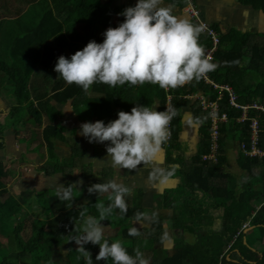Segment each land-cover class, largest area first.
Returning a JSON list of instances; mask_svg holds the SVG:
<instances>
[{
  "label": "trees",
  "instance_id": "16d2710c",
  "mask_svg": "<svg viewBox=\"0 0 264 264\" xmlns=\"http://www.w3.org/2000/svg\"><path fill=\"white\" fill-rule=\"evenodd\" d=\"M118 1L45 0L42 6V0H0V76L4 75L6 77L5 82L11 85L13 89L12 95L15 99V105L9 118L19 115V118L15 122L12 121L11 124L18 125L22 122L21 125L24 126L28 123L30 118L25 119L23 116V109L27 106V114L34 118V125L38 127L43 122V113L50 117V121L59 114L51 104L52 101L64 104L70 100L73 101L77 111L81 108L85 111L86 108L85 113L89 122L94 119L107 124L109 121L118 118L119 111L130 113L132 107L138 104L149 107L156 105V111H165L170 96L172 110L176 114L171 120L172 137L167 146L166 158L168 163H175L172 161V152L177 150L176 146L179 145L180 135L184 127L182 112L187 103L185 97L190 98V94L199 92L205 95L208 102H216L220 95L203 78L169 90L161 89L158 85L150 83L136 86L125 84L115 88L102 83H94L85 92L75 84H67L54 71L55 64L61 55L70 59L76 51L82 50L89 41L94 40L97 43H102L103 33L110 27H118L124 21L125 17L120 14L126 8L135 5L120 4ZM164 1L179 11H183L187 6L185 0ZM238 1L243 6L253 7L264 12V0ZM173 15L175 14L173 13ZM6 20L14 22L15 25L19 24L15 29L16 31L10 33L7 29L8 25H3ZM212 27L220 39V49L215 55L216 60L213 62L217 67L208 73L209 77L216 84L231 85L237 93L240 103L249 104L257 101L264 105V43L260 45L258 41H252L244 45L242 41L235 40L231 32L223 34L218 25H212ZM5 44H11L9 52L11 63L2 61L1 47ZM199 44L204 50L212 47L209 38L206 40L199 38ZM39 67L45 68L44 70L47 72L45 77L53 74L56 76V80H54V85L48 89L49 91H46V95L43 94V97L38 96L36 98L38 103L35 105L34 101L36 100L31 96L30 82L32 75ZM239 72H246L250 76L256 73L260 78L257 82L254 81V84L252 82L250 85L244 86L241 82L244 74H239ZM219 106L221 113H226L228 117L226 123H218L221 154L225 149L224 145L229 141L232 145L233 142L238 141L239 150L243 144L249 149L252 134L250 122L244 124L237 122V119L241 117V111L230 105L228 93L225 92L222 95ZM192 111L195 122L202 125L201 135L202 130H204L201 150L198 156L194 158L191 168H185L180 172L171 169L172 175L170 176H177L181 179L179 188L155 196L158 207L163 208L162 210L171 211L172 214L169 217L172 220L173 229L180 231L179 236L174 240V255L163 248L168 239L163 235L165 217L157 214L160 208L148 209L144 207L141 200L138 201L140 196L137 197L138 200H135V203L128 205L127 215L122 216L119 210L114 209L107 217L116 218L118 223L111 225L109 221L106 224L101 221L104 227V236H106L104 239L108 240L109 243L114 242L112 237H115L113 239L115 241L120 240L129 255L134 256V249L139 248L150 264H235L227 260L225 254L230 244V234L234 237L239 234L235 244L229 250V253H232L235 248L239 250L247 248L243 243L242 227L249 215L255 225L264 224L260 223V219L264 216V179L258 181V183H262L260 192L255 193L251 188V183L254 182L251 172L255 169L259 170V168L261 172H264V156L245 157L240 151V166L250 175L249 181L251 183L248 182L250 187L237 197L238 194L235 189L224 182L230 176L223 172L227 163L226 157L219 155L217 163H210L208 160L203 161L205 155L211 154L213 125L210 111H204L199 100L194 102ZM250 117H259L261 133L258 147L264 151V113L252 111ZM53 122L42 131L44 140L48 144L50 158L55 163L53 165L50 162L48 165L42 166V169L45 170L52 165L51 172H47L48 175L64 172L67 167L65 165L68 164L55 166L58 162L55 161V146L52 139L62 138V127L53 124ZM2 134L3 132L0 131V149L3 146ZM9 176L10 173L5 170V166L1 163L0 264H86V258L76 250L78 245L70 238L74 235L83 234V219L79 217V213L84 208L88 210L86 216L99 218L93 195L96 199L102 197L104 203L108 201V195L90 194L88 199L84 201L73 185L72 200L61 201L54 190L52 192L24 193L20 197L9 196L3 199V196L8 193L5 179ZM69 184H73V182L68 179L66 187ZM85 190L87 191V188ZM31 197H36L39 209L47 210L45 211L46 218L42 220L29 219L30 234L27 232L25 238L24 233L28 228L24 220L28 215L24 216L23 204L29 202ZM90 197L91 200H89ZM254 202L261 204L262 207L258 214L257 211H254L256 214L253 216L251 204ZM219 209H221L222 230L216 232L209 229L208 233L211 235H200L204 223L211 220L212 223L209 225L212 227L215 220L212 213H219ZM151 211L157 214L155 219H152ZM137 212L147 214V217L139 222H144L150 218L149 227L145 226L142 229L136 227L135 214ZM19 217L22 221L18 219ZM249 224L250 222L245 225ZM132 227H135L142 234L129 236L128 230ZM112 230L114 232L109 234L108 232ZM187 235L189 237L194 236L197 240L191 243L187 239ZM179 237H182L181 242ZM3 240L6 241V244ZM98 252L91 254L93 264H112L111 258L106 261H97ZM64 254L66 256L63 259L62 255ZM59 257L60 261H57ZM257 264H264V257Z\"/></svg>",
  "mask_w": 264,
  "mask_h": 264
},
{
  "label": "clouds",
  "instance_id": "9594fccd",
  "mask_svg": "<svg viewBox=\"0 0 264 264\" xmlns=\"http://www.w3.org/2000/svg\"><path fill=\"white\" fill-rule=\"evenodd\" d=\"M120 15L125 17L124 21L116 28H108L103 33L102 43L89 41L70 59L63 55L58 58L54 71L67 84H75L85 92L94 83L112 88L150 83L168 90L193 80L199 81L216 69L217 65L211 62L199 44L202 27L173 15L172 7L165 5L164 0H137L134 7L126 8ZM175 114L174 110L156 111L138 104L130 113L119 111L118 118L107 124L99 120L82 123L80 135L89 143L109 142L106 158H110L111 166L135 171L141 164L151 162L169 139V124ZM170 175L171 172L165 173V170L154 167L150 179H167ZM82 184V180L68 187L59 184L56 195L61 201L72 200V186L78 188ZM87 191L89 194L108 193L109 203L107 206L102 201L95 203L98 219L86 216L87 208L79 213L83 219V234L74 235L70 240L78 245L76 250L86 258V264H93L91 253L84 247L88 243L99 245L97 261L111 258L112 264H150L139 248L134 249V256L129 255L120 240L109 243L104 239L101 221L107 219L114 209L119 210L122 216L127 215L125 197L131 194L130 189L110 180L93 184ZM156 215L153 213L152 219ZM135 216L139 222L147 214L137 212ZM247 227L245 225L242 231ZM128 235L137 236L139 232L132 227Z\"/></svg>",
  "mask_w": 264,
  "mask_h": 264
},
{
  "label": "crops",
  "instance_id": "0c3cea01",
  "mask_svg": "<svg viewBox=\"0 0 264 264\" xmlns=\"http://www.w3.org/2000/svg\"><path fill=\"white\" fill-rule=\"evenodd\" d=\"M193 2L200 11L201 21L210 25L212 29H214L212 25H218L221 33L227 34L231 32L232 37L239 42L242 41L244 45L249 44L252 41H258V43H261V45L264 43V12L262 10H256L253 7L243 6L238 0H193ZM164 3L165 5L172 7V5H170L168 2L164 1ZM184 9L183 11H179L178 9L174 8L173 13L177 17L185 18L194 25L200 26L198 22L193 21L185 13ZM199 38L206 40L209 37L202 30ZM257 38H259L260 41ZM44 69L45 68L43 67L37 68L36 72L31 77L30 89L32 91L31 96L34 100H36L38 96L43 97V94L46 95L47 90L42 89L39 82L35 80L37 75H45L46 71ZM239 74H244L241 78L242 85L248 86L245 83H247V77L248 81L250 80V74L247 75L246 72H239ZM33 85L36 86L37 89H33ZM195 96H197V99H194ZM201 96L205 97V95H202L198 92L190 94V98L185 97L187 103L185 104L182 112V121L184 127L180 135V142H182V144L180 143L181 145L179 144L178 148H176L177 150H173L174 154H172V161L175 163H168L167 158L165 157V159H163L161 156V151H159L157 154H155L151 162L141 164L135 171H129L127 169H118L111 166L110 158H106V145L109 142H104L103 144L89 143L85 137L80 135V125L89 121L87 119V114L82 108L79 111L75 109L72 100L64 104L52 101L51 104L54 106L56 111L59 112V114L55 116L56 118L50 121L49 117L43 113L44 115L42 114V116H45V118H43V122L38 127L34 125L32 126L28 123L25 124L26 126L15 124L9 125L6 123V120L10 116V110H12L15 105V102H13L15 99L14 96H11V99H9L6 96L5 91L1 89L0 131L3 132V146L0 149V164L2 163L3 166H5V170L10 173V176L5 179L6 188L8 189L7 197H20L22 194L28 192L56 191L59 184H64L66 187L67 179L71 180L73 184L79 180H82L83 184L79 185L78 188L74 185L78 191L82 192L95 183H105L110 180H115L117 183H122L130 189L131 194L125 197L127 205H132L135 203V200H138L137 197L140 196L141 199L139 198L138 201L141 200L144 207L148 209H159L160 207H158L157 203L155 202V196L162 195L169 191L164 187V185L166 186V180L177 178L179 182L176 185L178 186L177 188H179L181 179L177 176H168L167 179L158 178L153 180L150 179V173L154 167H159L165 170V173H167L171 172V169H176L178 172H180L185 168L189 169L193 166L194 158L198 156L201 150L203 136L201 135L202 125L195 122L193 118L192 106L194 105L195 101L199 100L201 102V100L198 98ZM205 99L208 101L206 97ZM155 106L156 105H153L151 108L156 109ZM29 118L31 117H28V119ZM52 122L53 124H59L62 127V138L52 139V142L55 146V161L58 162L55 166L59 167L61 164H68L65 165L67 167L65 168L64 172L62 171L55 173L54 175H48L47 172H51L52 165L45 170L42 169V166L48 165L50 162L53 165L55 163L50 158L48 144L44 140L42 131L48 124ZM91 122L94 123L96 120L93 119ZM17 126L23 127L21 130L23 134L22 138L20 135H16V133H21L18 131ZM37 129H40V134L38 133ZM21 139L22 141H20ZM24 141L25 143L22 144L21 142ZM29 142L30 145L28 144ZM218 146L219 149L215 153L216 161L211 159L208 160V162L217 163L219 155H224L227 160L226 165L228 163L231 164L232 157L234 155L232 143L229 141L226 143V145H224L225 149L222 154L220 142ZM161 148L163 149V145ZM228 149L233 150L230 151L229 155L227 153ZM183 157L184 160L182 161ZM239 158L237 170L233 173V175H235V173L237 174V171L243 170L240 168L241 158ZM71 159L73 160V163ZM39 161L40 164L38 163ZM82 164H85V166L88 168L86 170L81 169ZM226 165L224 167H226ZM227 171L225 168L223 172L231 175V173H228ZM81 172L86 173L82 174ZM251 174H253L254 178L251 188L255 193L260 192L262 190V183H258V181H260L262 178L264 179V172H261V169L259 168V170H252ZM244 177L247 179V183L244 182V184H242V191L240 194L235 191L238 196L243 194L245 190L250 187V175L246 171H244ZM231 187L234 189L233 185ZM248 193L250 194L249 190ZM103 194L105 193H102V195ZM251 205L253 206V210L251 212H253L252 214L254 216L256 214L254 211H257L258 214L262 205L257 204L256 202ZM162 209L163 208H160L159 211L164 215L165 220L169 221V224L171 225V227H168V229L174 230L172 227V220L169 217V215L171 216L172 214L171 211ZM212 214L215 216L219 215V213L214 212ZM249 217L250 215L248 216V220L244 223V225L248 222H250V224L242 231V234L244 235L243 242L245 245H248V249H241L242 254L240 250L236 248L232 253H225L227 260L232 261L235 264H257V262L264 257V224L255 225L252 222L253 220L251 221ZM166 221L165 227H167ZM209 223H212V221L210 220L209 222L203 224V229L205 230L203 236L211 235L208 233L209 229H212L216 232H220L222 230L217 229V226L222 223L221 219H215L212 227L209 225ZM260 223H264V216L262 219H260ZM139 227L140 226L137 228L142 229L145 226L142 228ZM175 231L178 234L180 232L179 230ZM164 232L165 230L163 233ZM139 233L142 234V232ZM171 239H168L166 242H174L175 239L172 242ZM187 239H190L189 235H187ZM166 242L164 243L163 248L169 250L171 254L174 255L175 246L173 245L174 247L171 249V244L167 245Z\"/></svg>",
  "mask_w": 264,
  "mask_h": 264
},
{
  "label": "rangeland",
  "instance_id": "374dc122",
  "mask_svg": "<svg viewBox=\"0 0 264 264\" xmlns=\"http://www.w3.org/2000/svg\"><path fill=\"white\" fill-rule=\"evenodd\" d=\"M43 1H45V0H42V6H43ZM132 1V2H131ZM136 1L137 0H120L119 1V3H128V4H133V5H136ZM3 25H5V26H7L8 25V28L7 29H9V31H10V33H13L14 31H16L15 29L19 26V24H14V22L12 23V22H9V20H6L4 23H3ZM13 25V26H12ZM10 28H12V29H10ZM1 29V28H0ZM3 29H5L6 30V28H4L3 27ZM259 41H260V39L259 38H257ZM263 44V43H262ZM260 45H261V43H260ZM2 48V55H3V57H2V61L3 60H5V61H7V62H9V63H11V60H10V58H9V52H10V49H11V44H8V45H4L3 47H1ZM209 49V48H208ZM208 49H206L205 50V54H206V51L208 50ZM41 73H42V71H41ZM47 73V72H46ZM34 77V76H33ZM249 77L250 78H252V79H250L249 81H248V77H247V83H245L246 85H250L252 82H253V84L255 83V82H257L258 81V79L260 78V76L258 75V74H256V73H253V75L252 76H250L249 75ZM5 76L4 75H2V76H0V91H1V89L3 90V91H5V93H6V96L9 98V99H11V96H13L12 95V86L11 85H8V83H6L5 82ZM35 80L36 81H38L39 82V84L41 85V87H42V89H46V90H48V89H50L51 87H52V85H54V80H56V76L55 75H53V74H51L50 76H48V77H45V76H43V75H41V74H39V75H37L36 76V78H35ZM253 80V81H252ZM255 81V82H254ZM33 84V83H32ZM30 86H31V84H30ZM33 89H37V87L36 86H34L33 85ZM49 91V90H48ZM194 99H197V96H195L194 97ZM13 102H15V100H13ZM35 103V105H37V103L38 102H34ZM27 106L25 107V109H23V111H24V115L23 116H25L24 118L26 119V115H28L27 114ZM11 111L12 110H10V112H9V114L11 113ZM85 111H86V108H85ZM44 115V114H43ZM29 116V115H28ZM30 117V116H29ZM17 118H19V115H17L16 117H12L11 119L10 118H8L6 121V123H8L9 125L12 123V121L13 122H15V120L17 119ZM21 118V117H20ZM42 118H45V116L43 117L42 116ZM27 119H28V117H27ZM32 119V120H31ZM49 119H50V117H49ZM256 119V118H255ZM32 122H31V121ZM30 120L28 121V124H31L32 126L35 124V120H34V118H30ZM23 122H24V119H23ZM21 123L22 122H20L18 125H21ZM59 125V124H58ZM34 126H36V125H34ZM18 127V126H17ZM22 128L23 127H18V131H20L21 132V130H22ZM37 131H38V133L40 134V129H37ZM264 132V131H263ZM204 134V130H202V135ZM16 135L18 136V135H20L21 136V138L23 137V134H22V132L21 133H16ZM26 139H29V138H26ZM24 140V139H23ZM20 141H22V139L20 140ZM167 142H168V140L165 142L166 144H167ZM22 144L23 143H25V141L24 142H21ZM165 143L163 144V145H165ZM182 144V142H179V144ZM29 145H30V142L28 143ZM180 144V145H181ZM166 146H168V145H166ZM179 146V145H178ZM178 146H176V148H178ZM167 148V147H166ZM163 149H164V147H163ZM165 150V149H164ZM234 150V151H233ZM233 150L232 149H228V151H227V153H228V155H229V153H230V151H233V153H234V155H233V157H232V161H231V164L230 163H228L227 165H226V171L228 172V173H231V175L228 177V179H226L224 182H225V184H227L228 186H232L233 185V187H234V189H235V191L237 192V193H239L240 194V192L242 191V184H244V182L245 183H247V179L244 177V171L242 170V171H237L238 173L236 174L235 173V175H233V173L237 170V164H238V158H239V156H240V151L241 150H239V142L238 141H235V142H233ZM76 154V153H75ZM238 157V158H237ZM241 157V156H240ZM72 160V159H71ZM184 160V157H183V159H182V161ZM69 162V161H68ZM243 162V161H242ZM39 164H40V161L38 162ZM72 163H73V160H72ZM88 167L87 166H85V164H82V166H81V169H83V170H86ZM241 168V167H240ZM82 174L84 173H86V172H81ZM50 175H54V174H50ZM67 181H68V179H67ZM253 182V181H252ZM252 184V183H251ZM79 192V195H81V197H82V200H87L88 199V197L90 196L89 195V193L85 190L84 192H82V191H78ZM29 193V192H28ZM106 195H109L108 193H105ZM7 195H8V193L7 194H5L4 196H3V199L4 198H6L7 197ZM27 195V194H26ZM237 197H238V195H237ZM26 198V197H25ZM95 199V201H94V203H96V202H98V201H102V202H104V199L102 198V197H100L99 199H96V197H94V195H93V200ZM89 200H91V197L89 198ZM109 203V201H107L106 203H105V205L107 206V204ZM80 204V203H79ZM81 204H82V202H81ZM128 206V205H127ZM23 208H24V212H25V214H24V216L25 215H28V217H26L25 218V222H26V227L28 228L27 229V231L24 233V235H25V238L27 237L26 236V233L27 234H30V221H28L29 219L31 220V219H40V220H42V219H45L46 218V216H45V211H47L46 209H44V208H42V209H39L38 207H37V201H36V197H31L30 198V200H29V202H27L26 204H23ZM220 210L221 209H219V215L218 216H215V215H213V218H215V219H220L221 218V215H220ZM151 214H153V211H151ZM157 214L158 215H160L161 214V212L160 211H158L157 212ZM161 215H163V214H161ZM152 216V215H151ZM164 216V215H163ZM158 217V216H157ZM250 218V217H249ZM19 220H21L22 221V219H21V217H19L18 218ZM149 220H150V218H147L146 219V221H144V222H137V221H135V224H137L136 226L138 227V226H140L139 228H142L143 226H150V222H149ZM110 222V224L111 225H114L115 223H118V220L116 219V218H114V217H111V218H107V219H105L104 220V222H105V224H106V222ZM166 221V220H165ZM103 222V221H102ZM167 222V227H165V232L163 233V235H164V237H167V239H171V242L175 239V238H177L178 236H179V234L175 231V230H169L168 229V227H171V225L169 224V221H166ZM140 224V225H139ZM222 223L220 224V225H218L217 226V229H222ZM82 228H83V224H82ZM242 228H244V224H243V227ZM108 230V229H107ZM116 231V230H115ZM114 232V230H112V231H110V232H108L109 234H112ZM103 233H104V227H103ZM205 233V230L203 229L202 231H200V235H203ZM22 234H23V232H22ZM140 234V233H139ZM238 235L239 234H237V236L236 237H234L232 234H230V244L228 245V248H227V250H226V252H229V250L232 248V246L235 244V242H236V240L238 239ZM104 237H106V236H104ZM180 238V242L182 241V237H179ZM184 238V237H183ZM113 239H115V237H112V241H115V240H113ZM184 240V239H183ZM197 240V238H195L194 236H192V237H190V239H189V241H191V243H194L195 241ZM4 241V240H3ZM4 243L6 244V241H4ZM244 243V242H243ZM171 244V246H172V248L171 249H173V247L175 246V243L174 242H172V243H170ZM174 245V246H173ZM245 245V244H244ZM199 246H200V244H199ZM246 247H247V249H248V245H245ZM76 247V246H75ZM85 248H86V250L87 251H89L91 254H95L96 252H98L99 251V245H93V244H91V243H88V244H86L85 246H84ZM241 249H243V248H241ZM14 250L16 251V249L14 248ZM239 250V249H238ZM241 251V250H240ZM225 252V253H226ZM238 253V252H237ZM13 254V253H12ZM11 255V254H10ZM65 256H66V254H64V255H62V258L64 259L65 258ZM61 257V256H60ZM60 257L59 258H57V261H60ZM242 264V263H241Z\"/></svg>",
  "mask_w": 264,
  "mask_h": 264
},
{
  "label": "built area",
  "instance_id": "2783aa9c",
  "mask_svg": "<svg viewBox=\"0 0 264 264\" xmlns=\"http://www.w3.org/2000/svg\"><path fill=\"white\" fill-rule=\"evenodd\" d=\"M187 3L185 10V13L193 20L196 21L200 24L202 27L203 31L208 35L209 39L211 40L212 47L209 48L206 51V56L210 58L211 62H214L216 60V53L218 52L220 48V39L217 35V32L210 27L207 23L201 21V15L200 11L197 9L196 5L194 4L193 0H185ZM204 81L212 87H214L215 90L219 92V98L217 99L216 102H208L204 96L198 97L201 100V104L203 106V109L205 111H210V117L212 120V125H213V131L211 134L212 140H211V154L208 156H204V160H211L215 159V153L219 149V136H220V131H219V124L220 122H227L228 117L226 113H221L220 111V106H219V101L222 98V95L226 92L229 95L230 99V105L241 111V117L237 119V122L240 124H244L246 122H250V127L252 129V134L250 137V148L247 149L245 144L241 146V151L246 157H263L264 156V151L261 150L258 147L259 143V136L261 133V124L259 117H250V113L252 111H258L261 113H264V105L255 102L252 104H242L239 102L238 95L235 93L234 89L230 85H219L216 84L211 80L209 77L208 73L206 76L203 77ZM169 90V89H168ZM171 97H168V103L166 106V109L172 110L171 106ZM256 118V119H255ZM169 130H170V136L168 139V142L171 140L172 137V131H171V122L169 124ZM247 227V225H246Z\"/></svg>",
  "mask_w": 264,
  "mask_h": 264
},
{
  "label": "water",
  "instance_id": "95a60500",
  "mask_svg": "<svg viewBox=\"0 0 264 264\" xmlns=\"http://www.w3.org/2000/svg\"><path fill=\"white\" fill-rule=\"evenodd\" d=\"M160 151H161V156L163 157V159H165V157H166V150H164V149L161 148ZM178 182H179V180L177 178L168 179V180H166V186L164 185V187H165V189H168V190L175 189V188L178 187L176 185ZM166 243H167V245L170 244L169 242H166Z\"/></svg>",
  "mask_w": 264,
  "mask_h": 264
},
{
  "label": "flooded vegetation",
  "instance_id": "af4514ba",
  "mask_svg": "<svg viewBox=\"0 0 264 264\" xmlns=\"http://www.w3.org/2000/svg\"><path fill=\"white\" fill-rule=\"evenodd\" d=\"M163 147H164V149L167 151V148H166L167 146L165 147V146L163 145ZM166 153H167V152H166ZM172 153H173V152H172ZM173 154H174V153H173ZM166 156H167V154H166Z\"/></svg>",
  "mask_w": 264,
  "mask_h": 264
}]
</instances>
